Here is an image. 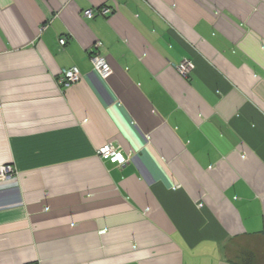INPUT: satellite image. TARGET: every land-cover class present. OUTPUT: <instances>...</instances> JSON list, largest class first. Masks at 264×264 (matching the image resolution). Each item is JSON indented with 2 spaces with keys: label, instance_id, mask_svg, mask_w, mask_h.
<instances>
[{
  "label": "crops",
  "instance_id": "crops-1",
  "mask_svg": "<svg viewBox=\"0 0 264 264\" xmlns=\"http://www.w3.org/2000/svg\"><path fill=\"white\" fill-rule=\"evenodd\" d=\"M3 164L0 264H264V0H0Z\"/></svg>",
  "mask_w": 264,
  "mask_h": 264
},
{
  "label": "built area",
  "instance_id": "built-area-1",
  "mask_svg": "<svg viewBox=\"0 0 264 264\" xmlns=\"http://www.w3.org/2000/svg\"><path fill=\"white\" fill-rule=\"evenodd\" d=\"M110 13V8L106 6H101L100 8H97L96 11L92 8H86L82 11V14L86 18H93L95 15H107ZM44 26H41L40 31L43 30ZM60 44L65 43L64 38L59 39ZM101 45V42H96L95 47L98 48ZM91 62L93 64V68L95 71L98 72V74L106 78L109 76L111 72L110 65L106 61L105 57L97 52L93 53L91 55ZM192 68V64L190 61H184L178 66V70L182 74H186L189 69ZM80 78L79 70L76 67H71L68 69L62 70V72L59 74L57 78V82L62 86V88H66L70 86L73 83H76ZM97 155L105 161L115 163L118 165H123L128 161V156L122 152L119 146L113 144L112 142H107L100 146L97 149ZM15 173V169L11 164H3L0 165V179L1 178H9ZM35 264V263H30Z\"/></svg>",
  "mask_w": 264,
  "mask_h": 264
},
{
  "label": "rangeland",
  "instance_id": "rangeland-1",
  "mask_svg": "<svg viewBox=\"0 0 264 264\" xmlns=\"http://www.w3.org/2000/svg\"><path fill=\"white\" fill-rule=\"evenodd\" d=\"M244 241L246 242L245 244H242L241 241H237L232 244V246L241 248V255L237 258L239 262H241L245 257V255L248 254L249 252L255 251L256 253V251H258L257 254H260V257L261 256L264 257V240L262 242L261 241L256 242L253 239H246Z\"/></svg>",
  "mask_w": 264,
  "mask_h": 264
}]
</instances>
